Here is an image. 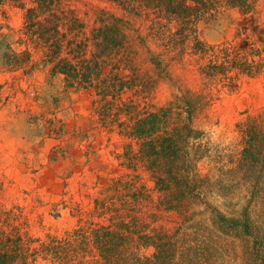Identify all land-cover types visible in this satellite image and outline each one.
<instances>
[{
	"label": "trees",
	"instance_id": "1",
	"mask_svg": "<svg viewBox=\"0 0 264 264\" xmlns=\"http://www.w3.org/2000/svg\"><path fill=\"white\" fill-rule=\"evenodd\" d=\"M11 1L25 11L28 48L5 53L7 65L23 67L32 46L67 87L91 91L98 120L125 139L119 158L126 170L94 199L100 220L53 236L39 250L60 264H208L210 244L223 255L229 246L220 241L230 235L245 242L243 264H264V110L239 123L240 148L216 159L194 125L204 94L188 89L161 105L151 101L170 63L189 50L207 60L199 67L205 81L229 84L261 74L264 44L249 34L242 43L207 44L196 28L225 6L254 13L259 0H106L120 11L92 2L82 11L73 0ZM206 158L215 165L202 174L197 165ZM212 180L216 189L206 190ZM198 204L210 212L213 228L195 221L203 212L190 214ZM169 212L183 216L173 232L157 225ZM149 248L152 254L142 253ZM25 258L24 243L1 241L0 264Z\"/></svg>",
	"mask_w": 264,
	"mask_h": 264
},
{
	"label": "rangeland",
	"instance_id": "2",
	"mask_svg": "<svg viewBox=\"0 0 264 264\" xmlns=\"http://www.w3.org/2000/svg\"><path fill=\"white\" fill-rule=\"evenodd\" d=\"M85 2L120 11L106 0H73L71 4L84 11ZM24 12L15 2L0 0V245L7 237L24 243L26 260L16 264H60L39 250L40 246L78 225L100 220L94 215V199L108 180L126 170L119 158L125 139L98 120L91 91L67 87L61 76L51 74L41 52L32 46V56L23 67L7 65L5 53L28 48L22 40ZM196 28L207 44L242 43L248 34L264 44V0L247 15L225 6L205 16ZM191 53L189 50L181 60L170 63L168 75H163L151 101L161 105L188 89L204 94L206 105L194 125L204 131L217 159L218 154L240 148L239 123L264 110V71L256 77L239 75L229 84L205 81L199 67L207 60ZM142 68L145 71L150 65L142 63ZM209 161L198 162L202 174L215 165ZM141 173L146 181V172ZM211 186L214 191L213 180L205 189ZM212 204L220 207L221 202ZM191 209L193 215L203 212L195 221L213 228L204 206ZM168 215L157 225L164 224L173 232L177 221L183 223V216L177 212ZM225 241H220L222 248L229 246L223 255L210 244L208 264L245 263V242L230 235H225ZM153 251L142 249L147 255Z\"/></svg>",
	"mask_w": 264,
	"mask_h": 264
}]
</instances>
